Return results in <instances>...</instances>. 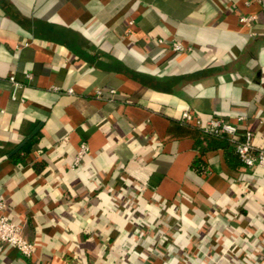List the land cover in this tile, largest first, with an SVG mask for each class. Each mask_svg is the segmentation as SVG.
<instances>
[{"label":"crops","instance_id":"crops-1","mask_svg":"<svg viewBox=\"0 0 264 264\" xmlns=\"http://www.w3.org/2000/svg\"><path fill=\"white\" fill-rule=\"evenodd\" d=\"M184 110L264 145L256 2L0 0V194L34 244L0 264H264V168Z\"/></svg>","mask_w":264,"mask_h":264},{"label":"built area","instance_id":"built-area-1","mask_svg":"<svg viewBox=\"0 0 264 264\" xmlns=\"http://www.w3.org/2000/svg\"><path fill=\"white\" fill-rule=\"evenodd\" d=\"M250 1L256 2L264 12V0ZM252 18V15H241L239 21L241 23H248ZM158 42L161 43L162 39H158ZM169 47L174 52H187L191 50L189 45H184L179 40H171ZM9 79L13 82L14 87L16 88L17 82L14 81V77L11 75ZM12 97H16L14 92L12 93ZM181 117L187 121L194 118L188 110L182 111ZM194 119L195 124L200 127V131L203 135L211 134L226 136L231 141L233 150L238 155L243 165L247 167L257 165L264 168V145L256 147L249 131H245L243 135H241L235 124L224 121L221 118L212 117L204 122H201L198 117ZM86 148V144L81 143L75 156L76 160L82 157ZM6 205L5 196L0 194V242L8 246H14L24 256H30L33 252L34 244L23 235L21 224L10 219L5 212Z\"/></svg>","mask_w":264,"mask_h":264},{"label":"trees","instance_id":"trees-1","mask_svg":"<svg viewBox=\"0 0 264 264\" xmlns=\"http://www.w3.org/2000/svg\"><path fill=\"white\" fill-rule=\"evenodd\" d=\"M203 139H205L207 141L208 145H210L214 142H218V141L222 142V143L226 142V143L232 144L231 141L226 136H223V135L204 134Z\"/></svg>","mask_w":264,"mask_h":264},{"label":"water","instance_id":"water-1","mask_svg":"<svg viewBox=\"0 0 264 264\" xmlns=\"http://www.w3.org/2000/svg\"><path fill=\"white\" fill-rule=\"evenodd\" d=\"M35 130H36V128L17 146V148L19 146H21V144H23L28 138H30L32 136V134H34Z\"/></svg>","mask_w":264,"mask_h":264}]
</instances>
